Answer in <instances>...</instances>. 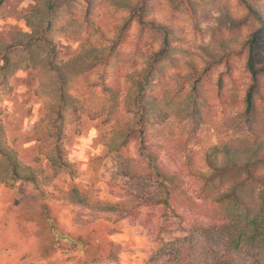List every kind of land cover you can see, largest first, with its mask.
Listing matches in <instances>:
<instances>
[{"label": "rangeland", "instance_id": "374dc122", "mask_svg": "<svg viewBox=\"0 0 264 264\" xmlns=\"http://www.w3.org/2000/svg\"><path fill=\"white\" fill-rule=\"evenodd\" d=\"M35 2L5 0L0 38L29 31L24 13ZM246 3L264 15V0H150V17L172 30L175 48L150 87L168 116L150 126L145 143L173 177L168 207L159 202L166 190L138 133H131L135 118L126 104L128 79L161 47L159 33L134 23L117 67L106 74L100 69V77L93 71L70 78L58 142L68 169L50 162L57 145L50 136V108L58 103L51 78L20 70L0 83L6 143L36 174L35 182H0V264H264V256L236 246L215 202L236 181L246 184L253 201L260 186L246 182L243 171L215 186L204 184L214 148L223 158L225 149L241 152L260 142L264 147V78L255 125L250 128L242 115L249 83L245 41L260 26ZM226 16L242 23L230 25L222 20ZM127 17V11L107 5L100 9L102 45L111 43ZM60 42L70 57L77 45ZM254 59L264 64V46L254 49ZM196 80L202 118L194 133L189 94ZM128 132L127 144L116 150Z\"/></svg>", "mask_w": 264, "mask_h": 264}, {"label": "trees", "instance_id": "16d2710c", "mask_svg": "<svg viewBox=\"0 0 264 264\" xmlns=\"http://www.w3.org/2000/svg\"><path fill=\"white\" fill-rule=\"evenodd\" d=\"M5 0H0V8ZM251 16L259 23V27L247 35L245 46L248 56L245 63L249 74L244 95L242 112L244 121L252 128L256 123L258 100L261 96L262 79L264 78V64H257L254 59V49L264 46V15L246 3ZM109 6L117 10L128 12V17L119 27L115 38L109 45H102V33L96 20L100 9ZM24 20L28 32L10 31L6 38H0V83L7 80L13 72L24 70L30 72H44L54 82L55 99L49 118L50 136L56 141V157H50L55 168L68 169L63 160L62 149L58 144L63 136L64 112L70 105L71 97L67 89L71 77H77L93 71L106 74L108 68L119 64V48L123 45L125 34L135 23L141 31L152 30L162 37L161 47L146 55L140 70L131 74L128 82L127 109L135 118V127L131 133H138L141 138L142 150L147 152L150 166L156 178L166 190V197L159 201L165 207L169 206L172 195L173 177L164 173L156 163L154 154L146 147L150 126L163 122L168 113L162 109L159 102L151 94L152 82L160 75L162 65L172 57L174 47L171 43L172 30L155 18L150 17V0H36L35 4L24 13ZM222 20L237 25L241 20ZM242 23V22H241ZM240 23V24H241ZM61 39H68L77 45L70 57H67L61 45ZM17 53L18 59L13 58ZM217 58L220 62L222 58ZM228 63V61H226ZM198 80L193 83L190 98V117L193 132L200 126L202 113L198 98ZM108 93H112L111 86H105ZM54 114V115H53ZM130 132L123 135V142L116 148L119 150L127 144ZM219 149L214 148L212 155L206 158L210 173L205 175V187L215 186L216 181H222L228 176L243 171L247 174L246 182L260 186L255 201L247 198L245 183L236 181L230 188L221 192L215 199L216 204L224 213V222L234 230L233 240L236 246L243 245L254 251L256 255L264 256V147L260 144L246 151L235 152L224 150L223 158L219 157ZM35 182L36 174L28 166L21 163L18 154L10 148L5 140L4 129L0 125V182L8 184L15 181ZM80 200V199H79Z\"/></svg>", "mask_w": 264, "mask_h": 264}]
</instances>
